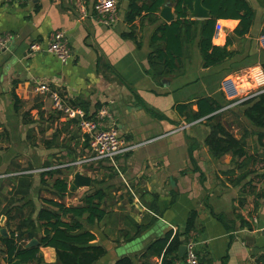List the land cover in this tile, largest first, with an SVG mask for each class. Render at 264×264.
I'll list each match as a JSON object with an SVG mask.
<instances>
[{"label":"crops","instance_id":"0c3cea01","mask_svg":"<svg viewBox=\"0 0 264 264\" xmlns=\"http://www.w3.org/2000/svg\"><path fill=\"white\" fill-rule=\"evenodd\" d=\"M166 1L173 20L169 0L161 6ZM93 2L0 0V34L11 36L0 52V227L7 233L18 220L7 221L2 213L11 207L17 206L23 217L31 209L35 213L43 199L77 205L84 194L98 190L103 217L91 225L82 220L94 235L92 242L105 249L94 264H113L121 256L132 264H155L160 254L143 258L145 247L166 231L172 235L170 226L182 232L191 212L198 264H264V233L258 230L264 221V138L257 136L264 130L243 117L240 105L226 106L255 89L250 75L264 62L259 40L264 5L246 0L253 19L242 37L232 34L236 19L216 20L221 29L211 44L222 46L228 38L232 55L210 67H202L197 48L199 25L208 12L196 17L189 11L196 25L190 35H180L174 68L161 59L162 74L156 76L147 56L154 29L170 21L159 16L161 6L150 13L141 7L151 0L136 1L140 13L127 24L129 0H116L117 19L104 26L93 18ZM54 30L65 33L71 51L64 62L46 50ZM32 43L36 50L29 47ZM225 79L236 87L235 98L222 88ZM41 84L48 90H37ZM51 92L85 119L105 105L119 139L137 145L116 157L114 167L106 160L80 167L79 173L90 178L84 187H69L76 168H55L49 175L28 172L69 162L88 146V135L78 127L80 117L55 109ZM202 97L221 105L216 112L242 142V155H210L203 142L208 122L189 117ZM178 105L187 106L178 112ZM20 175L28 182L23 194L14 192ZM57 177L67 183L60 199L51 188ZM39 256L45 264L55 261L51 247H40ZM179 259L171 264H183Z\"/></svg>","mask_w":264,"mask_h":264},{"label":"trees","instance_id":"16d2710c","mask_svg":"<svg viewBox=\"0 0 264 264\" xmlns=\"http://www.w3.org/2000/svg\"><path fill=\"white\" fill-rule=\"evenodd\" d=\"M138 0H129L124 20L127 24L139 15L140 9H146L154 13L164 3L165 0H151L146 7H139ZM172 4L174 19L168 23L158 25L150 36L149 44L151 52L147 56V62L154 75L161 76V66L158 63L163 59V65L169 69L174 68L175 56L180 53V35L188 36L192 28L196 25L195 20L189 19L188 12L192 6V0H169ZM202 7L208 12V17L203 19L199 25V38L197 48L201 57L202 67L215 66L232 55L226 47L230 40L226 39L224 45L211 44L213 36V25L217 19H236L237 24L232 30L235 37H242L248 33L253 19V10L246 0H200ZM264 5V0H258ZM164 57V58H162ZM260 68L264 71V62L260 63ZM15 102H17L15 100ZM197 111L189 117L191 119L205 117L208 122V130L203 142L207 146L211 156L219 157L224 153L231 156L242 155V142L236 139L226 130L220 121V104L209 98H198L195 101ZM241 106L243 117L254 127L264 130V91L238 103ZM187 105H178L177 110L181 112ZM16 111V106L14 108ZM215 112V113H214ZM258 138H264V131L257 133ZM84 145H86L84 143ZM49 170L41 172V175L53 172ZM21 176V175H20ZM18 177L17 185L14 188L16 193H24V188L28 187L24 176ZM53 193L58 197L67 191V183L62 178H54L51 182ZM102 194L95 190L92 193L82 196L81 204L65 205L61 201L53 199H43L41 205L34 213L32 209L23 217L18 216L17 206L11 207L5 213L8 219L18 220L13 227L7 228V235H0V261L2 264H12L15 260L18 264H45L39 256L40 247H51L54 251L55 261L52 264H94L105 254V249L93 243L94 235L91 231L83 227V221L91 225L100 220L104 211L100 207ZM28 204V203H27ZM29 205V204H28ZM14 215L10 216V212ZM34 213V215H32ZM84 217V219H82ZM194 212L190 213L184 230L175 232L166 231L161 237L151 241L141 253V257L159 255L162 253V264H171L174 260H180L177 249L184 240L181 238L193 229ZM83 220V221H82ZM36 239V246L26 247L25 244L30 239ZM113 264H132L128 256L117 258Z\"/></svg>","mask_w":264,"mask_h":264},{"label":"built area","instance_id":"2783aa9c","mask_svg":"<svg viewBox=\"0 0 264 264\" xmlns=\"http://www.w3.org/2000/svg\"><path fill=\"white\" fill-rule=\"evenodd\" d=\"M92 10L93 18L98 24L108 26L114 23L117 19L116 0H94ZM220 29L221 25L218 21H216L214 23L213 36H216ZM10 39L11 36L9 34H0V52L5 49ZM259 40L264 45V23L262 25V33L259 36ZM29 47L36 50L38 45L32 43ZM46 50L61 62L66 61L71 56V51L68 47L65 33L62 30H54L49 34L46 43ZM250 79L254 84L255 89L247 92L242 97L235 99V101L226 105L227 107L238 104L250 96L264 91V71L261 68L253 71L250 75ZM222 88L225 90L226 94L229 95V97L235 98L237 89L232 81L225 79L222 82ZM37 90L44 92L48 89L44 84H41L37 87ZM49 97L51 99L52 106L55 109L60 110L69 116L78 115L80 117L78 120V127L88 135V146L83 154L69 162L57 163L50 167L35 168L28 172L41 173L55 168L64 167L76 168L78 170L84 165H89L102 160L108 161L114 167L116 157L133 149L137 145H126L121 139H119L105 105L99 106L92 118L85 119L82 118V114L78 111H75L68 106H64L54 92H51ZM16 173H27V171H20ZM3 176V174H0V178ZM252 220L254 221L255 219ZM170 228L172 230V234H174V227L170 226ZM258 230L264 233V221ZM197 243L196 232L190 230L182 243L184 246L182 254L183 264H198V257L196 253ZM155 264H162V253L157 256Z\"/></svg>","mask_w":264,"mask_h":264},{"label":"water","instance_id":"95a60500","mask_svg":"<svg viewBox=\"0 0 264 264\" xmlns=\"http://www.w3.org/2000/svg\"><path fill=\"white\" fill-rule=\"evenodd\" d=\"M168 2L166 1L163 6H161L158 14L159 16L164 20L168 21L171 19V13L169 12V7H168ZM190 15L191 16H196V17H204L207 16V11L201 6L200 0H192V6L190 10ZM90 183V178L86 175L80 174L78 170H75L72 175L71 182L69 184V187L71 189H75L78 187H84L88 186ZM3 220V216H0V224ZM0 235L1 236H6L7 233L3 227H0ZM38 244L37 240L32 238L30 239L25 246L30 247V246H36ZM184 246L183 244L179 245L176 255L177 257L181 258L183 254ZM12 264H18V261H14Z\"/></svg>","mask_w":264,"mask_h":264},{"label":"rangeland","instance_id":"374dc122","mask_svg":"<svg viewBox=\"0 0 264 264\" xmlns=\"http://www.w3.org/2000/svg\"><path fill=\"white\" fill-rule=\"evenodd\" d=\"M247 92H248V91H247ZM46 126H48V125H45V127H46ZM42 136H43V135H42ZM8 225H9V222H8ZM10 226H11V224H10Z\"/></svg>","mask_w":264,"mask_h":264}]
</instances>
